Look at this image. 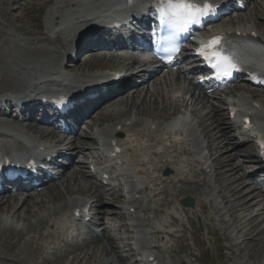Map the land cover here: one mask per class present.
Here are the masks:
<instances>
[{"label":"bare ground","instance_id":"1","mask_svg":"<svg viewBox=\"0 0 264 264\" xmlns=\"http://www.w3.org/2000/svg\"><path fill=\"white\" fill-rule=\"evenodd\" d=\"M18 1L19 0H16L15 2H18ZM69 1H70V3L66 2V4H65L66 6L70 5L72 7H75L74 5L77 4V2H76L77 0H69ZM10 4H11L10 0H7V2L5 0V3L3 1V4L1 5L2 8L0 7L1 9L4 10V15H3L4 19L8 22V24L16 32L23 34V35H26V36H32V32L29 29L18 28V27H16V24L13 23V21L15 22L18 20L19 21L24 20L23 18L25 17V15L23 14V12H25L26 8L20 7L22 14L19 15L18 17L17 16L15 17V15L11 11L12 9L9 8ZM260 12L261 11L259 10V12L256 13L257 14L256 17L253 18L254 19L253 20V23H254L253 27L259 28L260 21L258 20V18H259L258 14ZM38 32L41 33V29L39 27H38ZM58 40H59L58 42L60 43L59 47H62L66 50L68 48V45L66 44V42H67L66 38H64V37L58 38ZM18 55H20V56H18ZM49 55H50L49 51L43 50V49L38 48V47H35L32 49H25L21 53L16 52L13 54V52H10L8 55V60L10 61L11 64H13L15 66L18 65L17 67H19V70L14 71L8 64L2 65V69L5 70V73L1 75V80L3 82L2 83L3 86L4 87L9 86L12 89L24 90V89L28 88L30 80H32V79H36L39 84L45 83L46 81H42V79L38 78V77L43 75L47 71V66L49 65V60H46V58ZM96 58H97V60H96ZM106 58L107 57H105L104 59L95 57V61H100L102 59L106 61L107 60ZM56 59H60V55L57 54ZM21 62H22V64H20ZM107 62H110V64H112L113 57L109 58ZM50 63H53V62H50ZM75 69L76 68H74L73 70H75ZM94 79H96V75L95 76L94 75L85 76L83 79H81L76 84H84V83L89 82V81L94 80ZM43 87H45L46 89L52 88V86L48 85V84H43ZM160 87H161V89L156 88V90H154L153 92H150V91L147 92L141 104H138L137 102H133V107L134 108L138 107L137 112L139 114H136V115L150 116L151 114L149 112H146V110L143 106H145V104L146 105H152L153 99L155 101V102H153V106H155L156 101L159 98L163 99V102H165V104L167 105V100H168V98H170L169 97L170 94L165 91L164 87L166 88L168 86L166 84V85H161ZM148 98H149V100H148ZM212 112L217 113L218 110L214 111V109H213ZM124 120L126 122L130 121V116H122L119 119L111 116V117L104 118L101 121L99 120V123H102L104 121L112 122L114 125H116V128H117V126L123 125L122 123ZM216 123H217V128L219 129V132L221 133V137L218 139H215L214 143H218L217 149L220 150V154H213L212 159H213V162H215V164H217V165H219L220 163H224L221 167V172L226 170L225 174L230 175V179L228 181L230 182V189L231 190H229V187L228 188L226 187L227 188V190H226V188H225L226 184L221 183L222 184L221 188H223L226 193L229 191V193L226 194V196L223 198V200L226 202V204L229 205V207H227V208L229 209V212L232 214V217H234L237 221H238V219L241 220L240 217L238 216L239 213L236 215V211H234V208L236 209L237 206H240L241 209L244 210L246 217L247 216L249 217L248 223L246 221V222L241 224L238 221L240 229H238L237 231H238V235H241L242 237L246 238V240H244L242 244H245L246 247H248V249L251 248V244L253 242L255 243L254 244L255 246H253L250 250H256V251L254 253L253 252H251L249 254L247 253L245 258H247L249 260H252V259L259 260V253L264 249V239H263L264 238V235H263L264 231L263 232L258 231L259 224L257 223L258 219L260 218L261 213H260V210L258 209V207L254 204L256 201V197H255L254 192L251 191L247 187V183L244 182V177H242V176H240V174H238L239 170H245L246 169V162L240 163L237 165L236 161L239 160L238 158H240V156L236 155L233 158L228 157L229 156L228 152H227L228 147H226V146L228 144H230V140H231V138L229 137V135L227 133L228 128L224 127V125L222 127V124H220L218 121H216ZM153 124L154 123L151 124V127ZM88 128L89 129L93 128V125L88 126ZM116 128L113 131H115ZM29 130L33 131L34 133H39V131H40L37 126H30ZM122 131H123V133L125 132V127L122 129ZM44 132H48V131H44ZM44 132H42V133L45 134ZM117 132H120V131H117ZM149 132H151V131H149ZM1 133H4V132L0 131V139L7 138L5 135H3ZM115 133H116V131H115ZM206 134L209 135V130H206ZM15 139L17 140V138H15ZM213 150H214V148H213ZM224 150H226V151H224ZM144 151H145V149H141L140 152H144ZM214 153H216V152H214ZM181 154H184V155L189 154V151L182 150ZM142 160H143V158H142ZM142 160L139 159V161H137L136 164H138V165L142 164ZM147 161H148L149 165H153L152 162H150L149 160H147ZM75 175H76V177H74ZM76 178H77V174H74L71 177H69V179H67V180H75V182H76V180H77ZM167 180H169L173 184L175 182L174 180H170V178H168ZM167 180L162 183L163 184V191L160 192L161 195L168 196V194L171 193V192H169V190L164 189L166 187L165 184L168 183ZM179 183H181V182H179ZM193 185H194L193 186L194 189H190V190L194 191L193 193H198L200 184L198 182H196ZM69 189H71V188L69 187ZM92 190H94L93 186L91 187V190H81L80 193L88 194V196H90V194H93ZM186 192H187V190L182 191L179 195H181L182 197H185L186 195L189 194L188 192L187 193ZM44 193L38 195V198H40V200H37V198L34 199V197H30L31 195H29L21 203L19 202L18 199H15V198L8 199L5 202H4V200H1V202H0V212H3V214L7 213L6 218L0 219V247L5 249V251L7 253L6 255H10V254L15 255L14 259L17 260L15 262L16 264H25V263L26 264L27 263L28 264H30V263L40 264L37 262L38 261L37 259L42 255L41 254V251L43 249L42 245H38L37 248L34 249L33 246H31V244L37 245L40 240H44L46 237L44 235L36 236V232H35L33 234L34 236L32 237V239L28 242H24L23 243L24 247L19 249L20 245H21V240L23 239V235L25 232H28V231L27 230L19 231L17 228H15L19 223L15 222L14 220L23 221V222H30L29 225L31 226V229H32L34 227V225H31V224H33V223H31V220H30L31 217L33 215L35 216V214L39 215V213L42 212L39 210L43 209V206L51 205L54 203V202H50V201H60L63 198L62 194L58 191L57 188L49 189L47 192H44ZM178 197L179 196H175V198H178ZM258 198H259V196H258ZM231 200L235 202L236 206H234V204H233L232 207H230L231 206V204H230ZM47 202H50V203L47 204ZM104 203H105V199L102 198L99 202L95 203V209H97L98 205H103ZM171 203H172V201L169 200L167 197L163 198V203H162L163 205L170 206ZM43 204H45V205H43ZM135 204H137V202ZM196 206L201 208V212L203 213V215L208 214L209 207L206 203H201L200 205H198V203H197ZM36 207L39 210H36L35 209ZM67 207L68 206L66 203L62 206V208H56L53 211V213L51 215L54 216V218H56L55 223H57V221H58V223H61V219H60L61 217L57 218L56 216H58L59 214L62 215L63 214L62 212H64L67 209ZM44 208H46V207H44ZM156 213L160 214L161 211L158 209V210H156ZM241 214H243V213H241ZM242 216H241V218H243ZM39 217L42 218L41 214L39 215ZM44 220L45 219H40V220H37V222L39 221V223L42 224L44 222ZM173 222L175 224H179L180 220L178 218H173ZM209 229L211 231H216V229H214L213 227H209ZM156 234H162V233L157 232ZM88 246L90 247V249L86 253L85 256H89L91 259H93L94 256H97L96 254H94V252H96L95 249H97L99 247V241H95L93 243L91 241L88 244ZM232 248L234 249V247H232ZM16 249H18L19 251H17V252L14 251ZM80 249H82V246H76V249L70 250L69 254L66 256H69V257L74 256L75 258H77L78 253L74 252V251H78ZM177 249H178V247H177ZM230 251H232V250H230ZM244 251H246L245 248H244ZM102 253H100V254L105 255L107 253V250L103 249ZM80 255L81 254H79V256ZM7 257L9 259H12L11 257H13V255H11V257L10 256H7ZM65 257H63L61 254L57 255L55 258V262H59ZM234 257H235V255L233 254L232 256L229 257V260L231 262H233ZM182 261H184V260H182ZM260 262H258V263L260 264ZM53 263L54 262L52 260L46 259L42 264H53Z\"/></svg>","mask_w":264,"mask_h":264},{"label":"rangeland","instance_id":"2","mask_svg":"<svg viewBox=\"0 0 264 264\" xmlns=\"http://www.w3.org/2000/svg\"><path fill=\"white\" fill-rule=\"evenodd\" d=\"M3 1H4V3H5V0H0V7H1V5L3 4ZM11 1V4H10V9H12V13L15 15V17L17 16H19V15H21V11L18 9L20 6H23V5H25V4H31V2H32V0H20V2H14L15 0H10ZM41 1V7H38V6H36L33 10H31V9H28L27 10V12H25V14L26 15H29L30 17H31V19L32 20H29V19H27V17L25 16L23 19L24 20H18V21H13V23H15L16 24V27H18V28H27V29H29L30 31H32L34 34L36 33V25H40L42 28H44V25H46L47 24V22H49V20H48V16H49V14L53 11V8L52 7H48L47 5L49 4V3H52V2H54L53 0H40ZM56 1H58V0H56ZM6 2H7V0H6ZM13 2V3H12ZM44 2H46V4H44L43 5V3ZM48 8H47V7ZM2 8V7H1ZM0 8V30H1V32H7L8 31V29L6 30V28H7V26L8 27H10L9 25H8V23H7V21L3 18V14H4V10L3 9H1ZM56 8V7H55ZM32 23V24H31ZM11 28V27H10ZM1 35V34H0ZM0 48H1V42H0ZM82 55H84V53L82 54ZM86 58H88V56H84V57H82V62H80V65L78 66V67H76L77 68V71L75 72L76 74H85V73H87L88 71L90 72V71H95V70H97L96 68H104V67H106L107 65H110V62H107V63H105V60H104V62H102L101 60L100 61H95V58L93 59H90V60H88V61H84V60H86ZM97 60V59H96ZM94 62V63H93ZM113 65H118V64H116V63H114ZM101 66V67H100ZM92 69V70H91ZM243 88H245L244 86H242ZM245 92H247L248 94H254V95H259L260 96V101H262V102H264V94H261V93H259V92H248V91H246V90H244ZM248 94H246L245 96H247ZM118 101H117V103H122V105H123V107L119 110V112L118 113H116V118H120V117H122V116H120V115H129L132 111H133V115L135 114V113H138L137 111H138V107L137 108H135V109H133L132 108V105H131V100L130 99H128L126 102H124L123 100L120 102V100H121V98H118L117 99ZM141 102V101H140ZM139 102V104H141ZM161 103V102H160ZM175 104H177V103H175ZM178 105H180V103H178ZM209 107L208 108H210V105H208ZM144 108H145V110H146V112H149L151 115L150 116H144V117H147L148 119H146V118H144L143 117V119L145 120H149V119H155V118H161V117H163V116H169V118L170 117H172L174 114H176L177 112H179V106L178 107H176V112H175V109H168V110H166V111H163L162 110V106L160 105V106H154V107H152V105H145V106H143ZM148 108V109H147ZM148 110V111H147ZM155 110V111H154ZM157 111V112H156ZM200 112L202 113V114H197L196 115V119H195V123H196V125H195V127H196V129L199 131L198 133H200V136H201V140L203 141V143H204V145H205V147H207V145H209V142H208V139L207 138H205V136H204V133H201V129H199V125L202 123V120H203V118L204 117H206V114L208 115L209 114V112L206 110V109H200ZM139 114V113H138ZM99 117V116H98ZM97 117V119L96 120H94V122H96L99 118ZM165 117L163 118V119H165ZM95 118V117H94ZM162 119V120H163ZM207 120L208 119H206L205 121H206V125H209L210 123L209 122H207ZM220 120H221V118H220ZM110 124V123H109ZM106 125H104V127H105ZM212 126H210V135L212 136V137H215V136H219V133H218V131L217 130H215V131H213L212 132V129L213 128H215V127H212ZM90 141V139L88 138L87 140H86V142H89ZM214 141V140H213ZM216 150V151H215ZM214 151L216 152V153H214V154H220V150H218L217 148L216 149H214ZM223 162V161H222ZM224 163H220L219 164V166H220V168L222 167V165H223ZM73 169V168H72ZM72 169H70L71 171H72ZM179 170V168L178 167H175V171L177 172ZM187 174V173H186ZM243 174V172H241V175ZM175 175V174H174ZM177 176H181V175H179L178 173H177ZM220 177H222V179L221 178H219V181H222L221 183L222 184H226L225 185V188L227 187H229V190H231L230 189V182L228 181L229 179H230V175H228L227 176V174L225 175V174H223V175H220ZM226 178V179H225ZM227 180V181H226ZM226 182V183H225ZM81 184L83 185L84 184V180H81ZM58 185V191L62 194V196H63V198H62V200H60V201H50V202H54L53 204H51V205H45V204H43V205H45V206H43V209H41V210H39L37 207L35 208L36 210H39V211H42V212H40L39 213V215L41 214V217L42 218H40L39 217V215L37 214H35V216L33 217H31V223H33V224H31V225H34V227L31 229V226L29 225L30 224V222H23V221H17V220H14L15 222H18L19 224L15 227V228H17L19 231H24V230H27L28 232H25L24 233V235H23V239L21 240V245H20V248L19 249H21L22 247H24V242H28L29 240H30V237L35 233V232H38L37 231V229L40 227V223H39V221L37 222V220H40V219H48V216H50L52 213H53V211L56 209V208H62V206L64 205V203H66L67 201H68V199H69V195H70V193H77V192H79L80 190H81V187L78 185V184H75L74 182H71V183H66V184H63V181H62V183L61 182H59V184H57ZM186 187H189L188 185H185ZM218 186H219V184H218ZM69 187L71 188V190L72 191H70V189H69ZM193 187V186H192ZM201 188H203V187H201ZM227 188H226V190H227ZM186 189V188H185ZM190 189H194V188H189L188 190H187V192L189 191L190 192ZM203 189H205V192H206V189H208L207 187H205V188H203ZM213 189V188H212ZM182 190H184V187L182 188ZM182 190H180L179 188H177L176 189V192H181ZM223 190V189H222ZM192 191V190H191ZM186 192V193H187ZM224 191H222V193H221V195H223L224 193H223ZM185 193V194H186ZM215 193L217 194V193H219V188L218 189H216V191H215ZM229 193V191L227 192V194ZM218 195V194H217ZM230 195V194H229ZM50 202H47V204H49ZM234 201H232L231 200V206L230 207H232V205L234 204V206H236V204H235V202L233 203ZM44 207H46V208H44ZM226 207H228V205H226ZM239 209V210H238ZM241 207L240 206H237L236 207V209L234 208V211H236V215L238 214V216L240 217V219L241 220H239L238 218V221L242 224V223H244V222H246L247 221V223L249 222V217L247 216L246 217V214L244 213V210L243 209H241ZM227 210H228V208H227ZM226 211V210H225ZM227 212V211H226ZM241 213H243V214H241ZM243 215V216H242ZM6 216H7V213H4L3 214V212H0V219H4V218H6ZM37 216V217H36ZM241 216L243 217V218H241ZM12 217V216H11ZM39 217V218H38ZM235 220V219H234ZM46 221V220H45ZM236 221V220H235ZM35 223V224H34ZM232 223V222H231ZM236 223L238 224V222L236 221ZM236 223H235V225H236ZM42 243H43V241H42ZM252 244H255L254 242L252 243ZM252 244H251V248L253 247V246H255V245H253L252 246ZM106 244L105 243H101V247L102 246H105ZM32 246H33V248L34 249H36L37 248V246L38 245H36V244H32ZM244 248L246 249V251H244ZM250 248V249H251ZM241 249L243 250V255L245 256L247 253L249 254V253H251V252H255L256 250H250V249H248V247H246V245L245 244H243V245H241ZM18 249H16V250H14V251H17ZM88 250H89V247H84L81 251H79L78 252V255H77V258H75L74 256H70L69 258H68V256H66L65 258H63L61 261H59V262H55V257L53 258V264H106V262H108L107 264H114V262H115V256H114V253H111V252H109L108 254H107V257H105V256H101V254H100V252L97 250L96 252H94V254H96L97 256H94V258L93 259H91L89 256H85L86 255V253L88 252ZM0 251L2 252V251H4L3 249H0ZM102 253V252H101ZM79 254H81L80 256H79ZM91 254V253H90ZM103 254V253H102ZM12 255H14V254H12ZM44 257H45V255H44ZM50 257H52V256H50ZM42 258H43V256H40L37 260V262L39 263V262H42ZM241 259H243L244 260V262H247L248 264H258V262H260V264H264V249L259 253V260H256V259H252V260H249V259H244V257L242 256V257H240ZM174 259L172 258V261H173ZM8 261V260H7ZM2 262V263H1ZM5 263V261H1L0 260V264H4ZM9 264H14V262L11 260V261H9ZM26 264V263H25ZM28 264V263H27ZM30 264H32V263H30ZM116 264H117V262H116Z\"/></svg>","mask_w":264,"mask_h":264},{"label":"snow or ice","instance_id":"3","mask_svg":"<svg viewBox=\"0 0 264 264\" xmlns=\"http://www.w3.org/2000/svg\"><path fill=\"white\" fill-rule=\"evenodd\" d=\"M214 10L211 0H204L203 4H198L195 0H163L159 14L162 19L166 18L172 22L178 31H185L190 25L199 24L201 18L212 15ZM223 42V37H213L202 44L198 52V55L202 56L215 71L218 79L230 76L234 71L239 70L234 56L224 50ZM176 52H178L177 48L171 50L169 62H172V56Z\"/></svg>","mask_w":264,"mask_h":264}]
</instances>
